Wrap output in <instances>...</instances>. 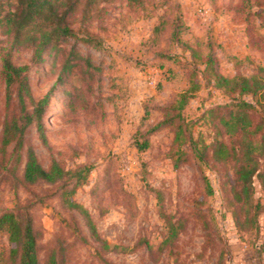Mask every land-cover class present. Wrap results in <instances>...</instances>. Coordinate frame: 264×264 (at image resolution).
<instances>
[{"label": "rangeland", "instance_id": "obj_1", "mask_svg": "<svg viewBox=\"0 0 264 264\" xmlns=\"http://www.w3.org/2000/svg\"><path fill=\"white\" fill-rule=\"evenodd\" d=\"M96 1L86 16L80 3L70 19L75 38L41 60L30 48L11 51L0 30V71L11 51L14 64L29 67L33 98L50 94L46 140L34 123L20 146L2 152L3 124L20 105L14 96L7 107L0 78V216L31 217L40 264L52 255L62 264H264L261 181L253 179L259 221L245 226L232 164L216 162L211 149L203 162L194 152L223 137L206 112L229 99L189 75L192 49L198 60L212 53L224 76L254 74L264 64V0ZM192 88L179 112L178 96ZM257 146L263 170L260 137ZM29 149L45 169L58 164L68 174L24 184ZM84 168L78 184L71 174ZM8 251L3 231L0 256Z\"/></svg>", "mask_w": 264, "mask_h": 264}, {"label": "trees", "instance_id": "obj_2", "mask_svg": "<svg viewBox=\"0 0 264 264\" xmlns=\"http://www.w3.org/2000/svg\"><path fill=\"white\" fill-rule=\"evenodd\" d=\"M96 2V0H0V30L10 38L11 51L30 48L34 51L33 57L41 60L46 52H60L62 44L75 38L70 19L77 12L80 3L83 4V15L86 16L87 9ZM158 31L159 28L156 27L154 34ZM73 48L74 46L71 55L74 52ZM11 51L2 58L0 78L5 88L7 107H10L15 98L19 101L20 109L13 118L6 119L3 124L2 152L13 143L20 146L26 129L34 123L41 139L46 140L43 117L50 101V94L37 101L33 98L28 77L29 67L14 64ZM198 56L193 49L190 51L193 64L192 71L188 70L191 71L190 77L197 76V73L201 74L207 84H212L223 92L229 102L206 112L218 119L217 133L223 137L205 146L202 153L195 146V156L203 162L205 151L211 149L216 162L232 164L235 172L233 198L245 218L243 225L251 227L258 223L260 211L263 209L260 203L254 200L253 179L259 178L264 189V166L263 170L260 169L261 159L257 154V139L260 137V141L264 140V64L258 65L251 76L242 74L228 77L220 72L212 53L206 54L201 60H198ZM198 61L201 63L200 66H203L202 72L197 71ZM159 69L166 70L168 75H174L173 70L165 68L164 65L159 66ZM192 82L191 80L190 83ZM193 96V88L182 92L178 96L176 109L182 111ZM147 147L148 144L145 143L138 149L146 150ZM83 170L88 171V168L71 174L77 177L78 184L80 180L85 179L82 175ZM67 174L68 172L58 164H54L49 170L45 169L34 151L28 150L22 177L24 184L35 185L40 182L55 184ZM206 188L211 193L207 179ZM238 224L240 225L239 222ZM3 231L9 236V255L6 257L1 255L0 264H40L31 217L19 219L12 212L5 213L0 216V232ZM47 264L62 263L52 255Z\"/></svg>", "mask_w": 264, "mask_h": 264}, {"label": "crops", "instance_id": "obj_3", "mask_svg": "<svg viewBox=\"0 0 264 264\" xmlns=\"http://www.w3.org/2000/svg\"><path fill=\"white\" fill-rule=\"evenodd\" d=\"M228 54H230V55H234V54H232V53H230V52H228ZM235 56V55H234ZM259 63V62H258ZM258 65H260V63L258 64ZM167 66H170L169 64L167 65ZM167 69H168V67H166Z\"/></svg>", "mask_w": 264, "mask_h": 264}]
</instances>
